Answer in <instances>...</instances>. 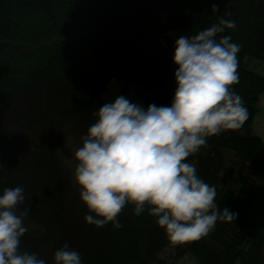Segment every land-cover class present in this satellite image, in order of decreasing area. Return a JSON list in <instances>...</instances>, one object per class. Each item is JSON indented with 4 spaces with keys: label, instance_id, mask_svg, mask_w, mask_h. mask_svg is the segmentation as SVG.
Masks as SVG:
<instances>
[{
    "label": "trees",
    "instance_id": "trees-1",
    "mask_svg": "<svg viewBox=\"0 0 264 264\" xmlns=\"http://www.w3.org/2000/svg\"><path fill=\"white\" fill-rule=\"evenodd\" d=\"M221 17L235 21L222 35L241 46L232 87L249 115L187 159L235 221L174 248L155 218L135 216L130 204L120 228L87 224L72 173L95 113L120 94L145 107L170 104L175 39ZM255 60L264 64V0H0V193L24 190L20 250L46 264L65 244L82 264H184L186 255L197 264H264V141L252 130L264 76Z\"/></svg>",
    "mask_w": 264,
    "mask_h": 264
},
{
    "label": "clouds",
    "instance_id": "clouds-1",
    "mask_svg": "<svg viewBox=\"0 0 264 264\" xmlns=\"http://www.w3.org/2000/svg\"><path fill=\"white\" fill-rule=\"evenodd\" d=\"M235 26L221 17L195 35L175 39L170 104L145 107L120 94L99 107L74 153L72 176L88 209L87 224L120 228L117 217L130 204L135 216L146 210L155 218L174 248L204 238L218 221H235L237 213L217 208L215 187L187 159L208 138L240 130L248 119L243 98L232 87L239 82L241 46L230 34L222 35ZM24 199L20 186L0 193V264H46L37 253L19 248L29 212H18ZM54 264L82 262L65 244L54 252ZM184 264L197 262L186 255Z\"/></svg>",
    "mask_w": 264,
    "mask_h": 264
},
{
    "label": "rangeland",
    "instance_id": "rangeland-1",
    "mask_svg": "<svg viewBox=\"0 0 264 264\" xmlns=\"http://www.w3.org/2000/svg\"><path fill=\"white\" fill-rule=\"evenodd\" d=\"M255 62L259 63L257 60H255ZM259 65H260L259 67L255 66L254 70L264 76V64L259 63ZM257 107L260 109V111H258V113L255 115V118L253 119L252 130L253 133L259 135L262 141H264V93L259 97V100L257 102ZM170 254H172L171 251L165 250L163 253V257H166ZM176 262L178 263V260H171V263H176Z\"/></svg>",
    "mask_w": 264,
    "mask_h": 264
}]
</instances>
